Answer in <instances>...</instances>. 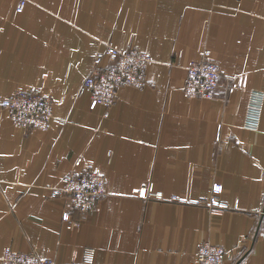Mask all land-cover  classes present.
<instances>
[{
  "label": "crops",
  "instance_id": "crops-1",
  "mask_svg": "<svg viewBox=\"0 0 264 264\" xmlns=\"http://www.w3.org/2000/svg\"><path fill=\"white\" fill-rule=\"evenodd\" d=\"M15 2L0 0V102L35 89L62 122L19 128L0 104V253L199 264L208 240L226 250L223 264H264V0H26L20 12ZM105 42L150 56L146 84L90 109L82 82ZM204 50L219 67L213 96L185 97L186 67ZM253 91L262 105L249 128ZM84 166L104 187L81 212L44 186ZM214 183L225 204L217 214L193 203Z\"/></svg>",
  "mask_w": 264,
  "mask_h": 264
},
{
  "label": "built area",
  "instance_id": "built-area-1",
  "mask_svg": "<svg viewBox=\"0 0 264 264\" xmlns=\"http://www.w3.org/2000/svg\"><path fill=\"white\" fill-rule=\"evenodd\" d=\"M26 0H16L15 9L22 11ZM180 55H178L179 57ZM107 58V63L104 60ZM151 58L145 52L135 48H121L112 42H105L101 50L93 57L92 72L83 80L82 90L90 96L89 108L97 105L109 106L120 87L133 86L142 88L146 84L145 70ZM219 78V67L208 57V51L202 52L199 60L191 61L186 67V77L183 84V95L188 98H211ZM237 86L245 84L242 75L235 83ZM247 106L244 121L245 127H256L262 105L260 92H252ZM14 126L19 128L46 129L51 122L59 121L52 113V101L49 96L35 89L15 90L0 102ZM81 158H77L78 166ZM104 177L101 172L90 166L70 170L62 177L58 184H45L44 188L54 196H62L66 205L81 212L94 208L98 198L103 193ZM221 185L214 183L210 194L198 200L195 204H202L211 213L217 214L225 209L224 202L219 195ZM139 196L149 194L160 196L158 192L140 187ZM264 213V210H263ZM63 219L68 215L63 214ZM69 224L77 222L69 220ZM92 250H89L91 254ZM226 250L219 244L208 240H201L197 245L196 258L199 264H223ZM0 264H55L51 258L41 257L34 251H19L4 247L0 253Z\"/></svg>",
  "mask_w": 264,
  "mask_h": 264
}]
</instances>
